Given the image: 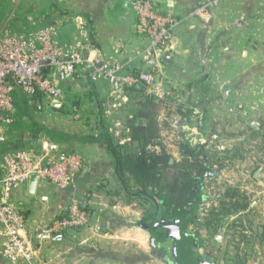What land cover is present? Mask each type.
Wrapping results in <instances>:
<instances>
[{"label":"crops","instance_id":"0c3cea01","mask_svg":"<svg viewBox=\"0 0 264 264\" xmlns=\"http://www.w3.org/2000/svg\"><path fill=\"white\" fill-rule=\"evenodd\" d=\"M151 2L177 22L170 50L160 55L162 96L147 89L115 94L107 81L59 76L63 98L56 108V101L31 100L16 87L14 123L0 158L24 149L40 161L70 153L83 160L73 189L39 180L34 194L30 181L13 192L27 219L21 236L36 249L31 264H239L241 251L243 264H264V0ZM201 7L206 12L195 15ZM22 13L11 19L20 34L52 26L63 48L118 59L129 72L144 69L139 56L149 40L131 0H25ZM145 96L167 98L157 119L174 158H181L183 143L205 161L202 200L182 219L154 194L134 195L118 170L116 153L138 145L129 131L141 121ZM32 107L41 111L36 118L26 113ZM73 201L89 213L88 224L59 241L48 238L47 229ZM169 219L189 222L185 241L159 227ZM4 241L0 227V264H11L1 255Z\"/></svg>","mask_w":264,"mask_h":264},{"label":"built area","instance_id":"2783aa9c","mask_svg":"<svg viewBox=\"0 0 264 264\" xmlns=\"http://www.w3.org/2000/svg\"><path fill=\"white\" fill-rule=\"evenodd\" d=\"M134 3L138 27L148 46L139 58L144 69L129 72L128 64L118 59H107L98 53L91 57L80 47L63 48L57 42V30L48 27L28 35L13 33L11 17L0 15V146L7 143V129L14 123L15 91L21 85L24 94L32 99L59 101L63 92L58 77L73 79L79 74L87 81H107L115 94L133 86L147 89L150 94L163 95L160 74V55L170 50V38L177 26L176 20L160 13L151 0H131ZM220 0H212L216 5ZM199 8L195 15L205 13ZM149 150H155L149 147ZM83 160L77 153L60 160L40 161L28 150L7 151L0 158V227L5 238L2 258L11 264H31L36 249L30 240L21 236L26 216L13 201V192L29 183L31 176L63 190L75 187ZM89 213L81 204H73L65 215L55 221L47 235L62 234L88 224Z\"/></svg>","mask_w":264,"mask_h":264},{"label":"trees","instance_id":"16d2710c","mask_svg":"<svg viewBox=\"0 0 264 264\" xmlns=\"http://www.w3.org/2000/svg\"><path fill=\"white\" fill-rule=\"evenodd\" d=\"M128 90L132 93L143 92L140 86ZM166 103L167 98L154 101L145 96L140 103L141 121L132 122L129 131L130 138L138 145L135 150L118 151L117 166L124 185L134 195L154 194L167 213L182 219L186 217L187 208L202 200L200 178L206 168L200 154L183 143L177 146L181 154L179 160L168 150L161 135L162 125L157 119L159 108ZM174 133L178 134L179 130L176 129ZM149 147L156 150L151 151Z\"/></svg>","mask_w":264,"mask_h":264},{"label":"rangeland","instance_id":"374dc122","mask_svg":"<svg viewBox=\"0 0 264 264\" xmlns=\"http://www.w3.org/2000/svg\"><path fill=\"white\" fill-rule=\"evenodd\" d=\"M24 6H25V0H0V15H1V17H4V18L11 17V18H13V20L19 21V19L24 16V14L22 13ZM34 21L35 20L32 18L29 19L30 23H32ZM11 30H13L12 31L13 33L14 32L19 33L16 28L14 29V26H13V28H11ZM30 33H33V32H30ZM39 112H41V111L38 110L37 107H36V110H34V108L32 107L26 113H28L27 115H31V117L36 118L37 114ZM49 120L50 119H47L45 121L46 124H48V122H50ZM256 242H258V240H256ZM242 255H243V251H241V254H239V253L237 254V256L240 257L238 260L239 264H243V262H244V258ZM238 257H237V259H238ZM256 260L258 262V258H256Z\"/></svg>","mask_w":264,"mask_h":264},{"label":"water","instance_id":"95a60500","mask_svg":"<svg viewBox=\"0 0 264 264\" xmlns=\"http://www.w3.org/2000/svg\"><path fill=\"white\" fill-rule=\"evenodd\" d=\"M169 55H166L165 56V61L169 60ZM56 108L59 107V103H55L54 105ZM258 176V174H257ZM38 181H39V178L37 175H33L31 176V179H30V193L31 194H34L35 191H36V188H37V185H38ZM187 223L189 222H186V221H182V222H179V223H172V220L169 219L167 222H163L159 225V227H163V228H166L169 232V234L172 235L173 239L177 242H182V241H185L188 237V235H185L183 233V230L185 228V226L187 225ZM62 234H53V235H47L48 238H51L53 240H57L59 241L61 238H62ZM203 264H207V263H203Z\"/></svg>","mask_w":264,"mask_h":264}]
</instances>
